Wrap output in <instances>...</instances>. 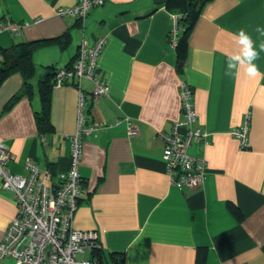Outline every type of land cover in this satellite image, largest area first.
Listing matches in <instances>:
<instances>
[{
	"label": "crops",
	"instance_id": "crops-1",
	"mask_svg": "<svg viewBox=\"0 0 264 264\" xmlns=\"http://www.w3.org/2000/svg\"><path fill=\"white\" fill-rule=\"evenodd\" d=\"M181 1L105 0L80 19L56 14L77 0H0V21L22 24L15 35L0 31V52L33 44L29 88L18 71L0 77V141L9 147L8 168L24 174L26 161L34 160L57 185L70 165L82 97L94 130L82 143L81 195L72 225L97 235L101 264H264V78H248L242 70L228 74L226 68L240 29L257 48L264 43L255 31L264 28V0L206 2L178 67L169 31ZM100 39L105 43L95 74L108 93L94 98L87 79L52 85L49 123L40 128V86L51 83L48 72L70 67L81 44ZM255 63L264 73V52ZM181 80L193 91V127L206 132L205 142L188 149L206 163L196 189L171 183L158 134L182 117ZM246 112L243 148L230 132L240 128ZM127 120L137 128L133 136ZM15 213L11 191L0 185V239ZM0 264L14 260L4 257Z\"/></svg>",
	"mask_w": 264,
	"mask_h": 264
},
{
	"label": "built area",
	"instance_id": "built-area-1",
	"mask_svg": "<svg viewBox=\"0 0 264 264\" xmlns=\"http://www.w3.org/2000/svg\"><path fill=\"white\" fill-rule=\"evenodd\" d=\"M105 0H77L68 7L56 10L58 16L84 18L91 7L101 5ZM169 42L176 47L180 31V14L172 13ZM41 18L35 20L39 22ZM22 24L9 19L0 21V31L18 34ZM104 39L94 45L81 44L70 67L57 68L54 85L71 80L87 79L92 83L91 94L99 98L108 93V86L95 74L97 59L104 46ZM3 55L0 53V62ZM178 95L182 117L171 124L169 131L159 132L163 141L162 159L171 183L177 188H199L206 173V163L188 153L192 143L205 142L206 132L193 127L196 112L193 105V91L183 80L179 83ZM82 97L79 99L76 130L70 136V165L59 174L57 185L49 184L48 170L39 167L34 160H27L24 174H14L8 168L11 158L9 147L0 141V185L11 191L16 204L15 216L8 223L0 239V259L9 257L14 264H101L97 258H85L87 251L101 248L94 232L77 230L73 227L81 195L79 161L83 140L89 137L94 127L88 125L83 113ZM249 113L242 118L240 128L231 130L240 147L247 145ZM137 128L127 120V134L133 136Z\"/></svg>",
	"mask_w": 264,
	"mask_h": 264
},
{
	"label": "trees",
	"instance_id": "trees-1",
	"mask_svg": "<svg viewBox=\"0 0 264 264\" xmlns=\"http://www.w3.org/2000/svg\"><path fill=\"white\" fill-rule=\"evenodd\" d=\"M166 1L169 0H165V2ZM208 1L209 0H183L181 1L180 8L173 12L180 14V18L178 21L180 31L175 47L178 67L181 66L184 59L188 35L192 30L202 7ZM32 45V43H24L23 45L18 44L6 53L0 52L4 56V60H2L0 63H3L5 65V68L0 70L1 78L8 75L9 73L18 71L21 73L24 79V87L26 89L29 88L30 79L33 75L34 70L33 63L31 61V53L33 51ZM54 74L55 70L52 73L48 72V76H52L51 83H49L48 81L46 83L44 81L40 86L42 107L41 111L36 117L37 124L40 128H42L43 126L47 128V125L49 123V90L50 87L54 85ZM17 98L18 96H14L12 99H10V101L6 104V108H8ZM92 253L93 258H97L98 261H100V250H94Z\"/></svg>",
	"mask_w": 264,
	"mask_h": 264
},
{
	"label": "clouds",
	"instance_id": "clouds-1",
	"mask_svg": "<svg viewBox=\"0 0 264 264\" xmlns=\"http://www.w3.org/2000/svg\"><path fill=\"white\" fill-rule=\"evenodd\" d=\"M255 31L264 35V28L257 26ZM232 39L236 47L227 55V73L231 74L235 70L239 74L242 70L248 78H264V73L260 71L259 66L255 63L259 59L260 53L264 52V43H261L257 48L252 36L244 29H240L238 33L233 34Z\"/></svg>",
	"mask_w": 264,
	"mask_h": 264
}]
</instances>
